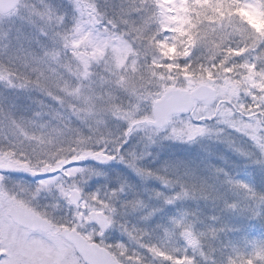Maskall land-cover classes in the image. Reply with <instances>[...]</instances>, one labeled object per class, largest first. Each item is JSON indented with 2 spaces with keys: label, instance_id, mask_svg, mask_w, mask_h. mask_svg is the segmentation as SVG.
Returning a JSON list of instances; mask_svg holds the SVG:
<instances>
[{
  "label": "snow or ice",
  "instance_id": "obj_1",
  "mask_svg": "<svg viewBox=\"0 0 264 264\" xmlns=\"http://www.w3.org/2000/svg\"><path fill=\"white\" fill-rule=\"evenodd\" d=\"M67 3L22 0L0 19V264H264V238L246 239L244 254L217 249L206 242L226 230L197 229L195 213L151 231L123 219L148 224L162 206L203 200L264 221V190L221 167L183 179L176 166L142 164L163 140L207 139L264 169V0ZM134 137L139 151H123ZM89 161L159 182L169 191L147 196L161 208L125 183L86 193L102 175ZM10 173L38 179L25 185ZM42 196L51 199L43 207ZM111 230L127 242L105 243Z\"/></svg>",
  "mask_w": 264,
  "mask_h": 264
},
{
  "label": "rangeland",
  "instance_id": "obj_2",
  "mask_svg": "<svg viewBox=\"0 0 264 264\" xmlns=\"http://www.w3.org/2000/svg\"><path fill=\"white\" fill-rule=\"evenodd\" d=\"M22 0L18 1V5ZM54 7L61 10L68 8L67 0H48ZM119 0H108L109 4L118 3ZM101 6L104 5V0H99ZM17 5V6H18ZM17 8V7H16ZM16 9L8 15H0V19H7L10 16H16ZM247 18L257 26H260L261 18L251 12L246 11ZM232 137L240 144L241 147L250 150V144L244 138L231 133ZM135 149L139 151L140 145L138 138L134 137L129 140V143L124 147L123 151ZM150 156H147L142 164L144 167L152 170L160 169L166 165L176 166V174L183 179L199 178L203 179L209 175L208 166L221 167L236 179L252 183L257 190H264V169H261L249 161L239 157L227 148L225 144L203 139L197 143L185 144L175 141L163 140L158 145L149 149ZM83 166L92 167L102 173L99 177H93L85 186L84 191L94 192L97 190L103 191L104 188L109 190L118 187L121 183H125L132 189L133 192L141 194L142 198L148 200L147 193L152 191H160L167 193L169 190L163 188L159 182L155 180L142 181L131 169L119 162H113L107 166L101 167L93 164H85ZM187 173L188 175H185ZM27 185V184H25ZM222 192L223 189H220ZM122 199H130L131 193L121 197ZM231 199V197H229ZM51 202L50 198L42 196L38 201L39 205L43 207ZM148 203L155 208H161V205L156 200H148ZM187 211L195 213L202 223L197 224V229L204 226L211 225L216 228H224L226 231L221 233L219 238L214 241H207L213 247L220 249L229 243L240 249L245 246L246 239L264 238V221L249 219L246 216H241L236 213H230L223 210V205L220 202L213 204L211 201H180L174 205L162 206L161 210L151 219L148 224L140 221L138 215L126 216L123 219L129 225H135L140 228H147L151 231L158 223L159 217L163 214L167 216L169 212L172 216L178 215L180 212ZM69 210L65 207L60 212H57V217H60ZM70 214V213H69ZM215 217V220L211 218ZM155 234V233H154ZM153 234V235H154ZM119 238V239H117ZM124 241L126 238L117 230H111L105 236V243H113L117 241ZM224 242H226L224 244ZM230 246V245H229ZM134 247V246H133ZM150 260V257H146ZM215 258L222 259L220 252L215 254Z\"/></svg>",
  "mask_w": 264,
  "mask_h": 264
},
{
  "label": "water",
  "instance_id": "obj_3",
  "mask_svg": "<svg viewBox=\"0 0 264 264\" xmlns=\"http://www.w3.org/2000/svg\"><path fill=\"white\" fill-rule=\"evenodd\" d=\"M18 5V0H0V15H6L10 12H12ZM87 163H91V164H95V165H98V166H107L109 164H112L113 162L109 163V164H105V165H101V164H98L96 162H93V161H89V162H86L85 164ZM19 174H22V173H19ZM25 175V174H23ZM27 176V175H25ZM33 180H37L38 178H35V177H31V176H27Z\"/></svg>",
  "mask_w": 264,
  "mask_h": 264
},
{
  "label": "flooded vegetation",
  "instance_id": "obj_4",
  "mask_svg": "<svg viewBox=\"0 0 264 264\" xmlns=\"http://www.w3.org/2000/svg\"><path fill=\"white\" fill-rule=\"evenodd\" d=\"M8 176H9V179L13 182H21V183L27 184V185H35V183H36V181L31 180V179H29L23 175L10 173V174H8ZM117 239H119V238H117ZM117 242H119V241H117ZM120 242L124 243V241H120ZM113 243H116V242H113Z\"/></svg>",
  "mask_w": 264,
  "mask_h": 264
},
{
  "label": "trees",
  "instance_id": "obj_5",
  "mask_svg": "<svg viewBox=\"0 0 264 264\" xmlns=\"http://www.w3.org/2000/svg\"><path fill=\"white\" fill-rule=\"evenodd\" d=\"M171 217H173L171 212H169V214H168L167 216H164V214H163L161 217H159V219H158V223H159V224L167 223L168 219L171 218ZM157 236H159V233H155V234L153 235V242H156V238H157ZM225 243H226V242H224V244H225ZM228 245H229V244H228ZM247 251H248V249H247ZM217 259H218V258H217Z\"/></svg>",
  "mask_w": 264,
  "mask_h": 264
}]
</instances>
